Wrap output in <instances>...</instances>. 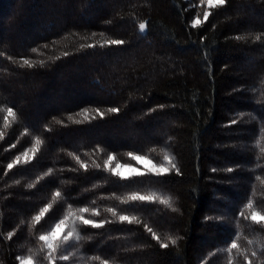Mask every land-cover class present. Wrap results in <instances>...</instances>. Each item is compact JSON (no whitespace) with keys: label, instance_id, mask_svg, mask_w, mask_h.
<instances>
[{"label":"trees","instance_id":"16d2710c","mask_svg":"<svg viewBox=\"0 0 264 264\" xmlns=\"http://www.w3.org/2000/svg\"><path fill=\"white\" fill-rule=\"evenodd\" d=\"M204 3L0 0V264L79 207L94 264H264V0Z\"/></svg>","mask_w":264,"mask_h":264},{"label":"rangeland","instance_id":"374dc122","mask_svg":"<svg viewBox=\"0 0 264 264\" xmlns=\"http://www.w3.org/2000/svg\"><path fill=\"white\" fill-rule=\"evenodd\" d=\"M207 7L215 6L217 3H213L211 6L207 3V0H205L204 3ZM201 22L199 19L194 20V24H198ZM162 156L159 160L155 161L149 157H146L144 161H134L132 160L129 163H126L124 165H131L134 168L139 169L142 173H152L155 174L154 170H152V164H156L157 166L163 165L167 172L176 171L178 169V160L175 156L170 143L167 142L163 148ZM30 154L27 155V157H23L20 161H24L29 157ZM145 157V156H144ZM165 157H168L171 159V163H168V161L165 159ZM148 161H151V163H148ZM123 164L114 162L112 160L110 163L107 162V169L111 171L112 173H115L117 170V165ZM121 172V177L128 178L135 176L136 174L132 171H130L128 168L119 169ZM161 173L160 175L166 174ZM156 175V174H155ZM144 197L148 198L145 199L146 201H159L162 203H165L166 205L170 204V198L166 196L163 192L152 189L147 193V195H143ZM84 208H76L71 209L68 212H66L62 217H60L57 221H55L53 224H51L47 230H44L42 235L50 236L51 239L49 241H43L41 240L40 245L38 248L33 249L30 253L24 255L20 259L21 264H94V260L92 257L86 255L81 248L78 246V243L81 240V227L84 225L83 221L88 220L85 217V211H82ZM258 213L255 221H263L261 217H264L261 215L258 211H254L253 214ZM253 214L251 215L253 217ZM251 217V218H252ZM253 219V218H252ZM61 220H64L65 223L60 228H56V224H58ZM92 222V221H91ZM93 223V222H92ZM91 224V223H90ZM55 233L52 235V233ZM41 235V236H42ZM256 238V242H257ZM261 241L259 240L260 243ZM49 243H51L52 248H49ZM246 247V245H244ZM238 249V246L236 247ZM239 254V251L236 249H231V258L235 261H232L231 264H247L242 263L241 261H237V255ZM67 255L68 259L64 260L62 259V256ZM201 264H207V259H202L200 261ZM230 264V263H229Z\"/></svg>","mask_w":264,"mask_h":264},{"label":"snow or ice","instance_id":"6c2138e0","mask_svg":"<svg viewBox=\"0 0 264 264\" xmlns=\"http://www.w3.org/2000/svg\"><path fill=\"white\" fill-rule=\"evenodd\" d=\"M214 2L217 3V4H221V5H223V4L225 3V0H207V3H208L210 6H211ZM207 16H208V13H205V19H207ZM198 22H199V21H197V23H198ZM139 28H140L141 31H143L144 28H145V24L141 23V24L139 25ZM122 43H123V42H122V41H119V40H113V41H111V44H113V45H121ZM25 63H27V61H25ZM110 111L116 112V111H118V109H110ZM8 114H9V115H12V114H13V113H12V109H9V113H8ZM36 143L39 144L40 141L37 140ZM27 155H28V153L25 152V153H24V156L27 157ZM129 155L131 156V159H132V160H134V161H138V162H139V161H144V160L146 159V157L141 156V155H132L131 153H129ZM16 159H17V162H18V161H19V157H17ZM114 159H115L114 156H110V157H109V163H110L112 160H114ZM165 159L168 161V163H171V159H170V158L165 157ZM25 162L27 163V160H26ZM148 163H151V161H148ZM12 167H13L12 164H9V165H8V168H12ZM123 168H128L130 171L134 172L137 176H139V175H143V173H142L139 169L134 168V167H132L131 165H124V164H119V165H117V170L115 171L114 174L117 175V176H120V175H121V172L119 171V169H123ZM152 170H154V172H155V174H156L157 176H159L161 173H166V172H167V169H166L163 165H161V166H157L156 164H152ZM56 195L59 196L60 193L57 192ZM132 199H133V200H141V201H142V200H145V199H148V198H146V197H144V196H141V195H134V196L132 197ZM47 211H48V209L45 208V209H44V212H47ZM82 211L87 212V208L82 209ZM44 212H42L41 215H43ZM258 215H259L258 213L253 214V217H252V218H253L254 221L256 220V218H257ZM39 219H40V216H37V217H36V220L39 221ZM121 219L124 220V219H127V217H123V216H122ZM261 219L264 220V217H261ZM64 223H65V221H64V220H61L58 224H56L55 227L58 229V228H60L61 226H63ZM83 223L87 225V224H90V223H92V222H91V221H88V220H84ZM92 226H93V227H99L100 225H99V224L92 223ZM54 234H55V233L53 232L52 235H54ZM50 239H51L50 236H45V235L40 236V240H43V241H49ZM173 243H175V241H173ZM163 247H167V245L165 244V245H163ZM236 247H237L236 244H232V248H236ZM49 248H50V249L52 248L51 243H49ZM253 255H255V253H253ZM62 259L67 260V259H68L67 255L62 256ZM249 264H250V262H249Z\"/></svg>","mask_w":264,"mask_h":264}]
</instances>
